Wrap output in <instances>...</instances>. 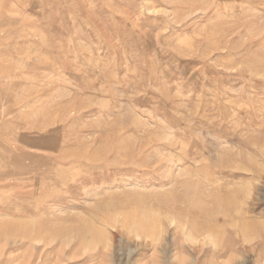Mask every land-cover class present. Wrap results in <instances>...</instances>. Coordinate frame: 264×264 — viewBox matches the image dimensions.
Segmentation results:
<instances>
[{"label":"rangeland","instance_id":"374dc122","mask_svg":"<svg viewBox=\"0 0 264 264\" xmlns=\"http://www.w3.org/2000/svg\"><path fill=\"white\" fill-rule=\"evenodd\" d=\"M185 252L264 264V0H0V264Z\"/></svg>","mask_w":264,"mask_h":264},{"label":"clouds","instance_id":"9594fccd","mask_svg":"<svg viewBox=\"0 0 264 264\" xmlns=\"http://www.w3.org/2000/svg\"><path fill=\"white\" fill-rule=\"evenodd\" d=\"M241 191L245 197V201L249 204L255 198V186L247 185L241 186ZM161 218L162 230L160 236L157 238V244L161 248L166 247L165 237L167 230L170 228L179 229L180 237L183 242V247L187 249H195L210 247L213 251H219L220 243L218 237L210 231H194L187 224L182 222L176 215L172 213H159ZM139 239V238H137ZM131 242V241H130ZM131 249L129 256L132 254ZM196 257H193L189 252H185L182 258V264H196ZM212 264H245V257L242 255L232 254L227 259H221L219 256L212 258Z\"/></svg>","mask_w":264,"mask_h":264},{"label":"bare ground","instance_id":"6f19581e","mask_svg":"<svg viewBox=\"0 0 264 264\" xmlns=\"http://www.w3.org/2000/svg\"><path fill=\"white\" fill-rule=\"evenodd\" d=\"M227 250V247H222L221 249H219V254L220 253H222V252H224V251H226ZM212 252H214V251H212ZM227 252V251H226ZM213 255L215 256V254L213 253Z\"/></svg>","mask_w":264,"mask_h":264}]
</instances>
